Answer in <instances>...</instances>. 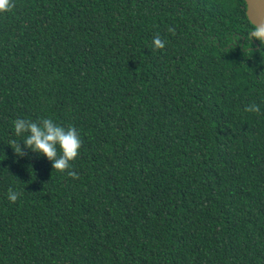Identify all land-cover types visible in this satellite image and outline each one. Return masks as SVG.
Returning <instances> with one entry per match:
<instances>
[{"label":"trees","instance_id":"16d2710c","mask_svg":"<svg viewBox=\"0 0 264 264\" xmlns=\"http://www.w3.org/2000/svg\"><path fill=\"white\" fill-rule=\"evenodd\" d=\"M14 3L0 264H264V44L245 0ZM18 118L74 126L79 156L57 172Z\"/></svg>","mask_w":264,"mask_h":264},{"label":"clouds","instance_id":"9594fccd","mask_svg":"<svg viewBox=\"0 0 264 264\" xmlns=\"http://www.w3.org/2000/svg\"><path fill=\"white\" fill-rule=\"evenodd\" d=\"M15 6L14 0H0V14L11 12ZM250 35L255 40L260 41L261 44H264V28L256 26ZM153 46L155 49L162 50L165 48V43L157 36L153 40ZM247 111L256 113L259 109L253 106ZM13 124L16 136L20 137L24 133H29L24 139V144L32 151L40 153L52 161L57 172L62 173L67 170L70 163L75 161L80 154L82 141L74 126H69L66 130L55 124L51 119H42L43 127L38 123L26 122L19 118ZM11 147L17 155L23 154L16 141L11 142ZM69 175L74 179L79 178L75 172H70ZM19 196V192L9 189L7 198L10 202L15 203Z\"/></svg>","mask_w":264,"mask_h":264},{"label":"water","instance_id":"95a60500","mask_svg":"<svg viewBox=\"0 0 264 264\" xmlns=\"http://www.w3.org/2000/svg\"><path fill=\"white\" fill-rule=\"evenodd\" d=\"M247 5V16L256 27L264 28V0H245Z\"/></svg>","mask_w":264,"mask_h":264}]
</instances>
